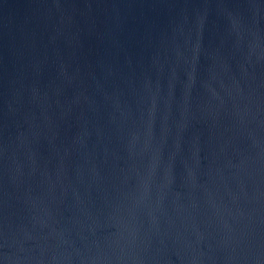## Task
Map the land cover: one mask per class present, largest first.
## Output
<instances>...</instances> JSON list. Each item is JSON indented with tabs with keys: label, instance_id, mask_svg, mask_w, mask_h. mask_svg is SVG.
Segmentation results:
<instances>
[{
	"label": "water",
	"instance_id": "obj_1",
	"mask_svg": "<svg viewBox=\"0 0 264 264\" xmlns=\"http://www.w3.org/2000/svg\"><path fill=\"white\" fill-rule=\"evenodd\" d=\"M0 264H264V0H0Z\"/></svg>",
	"mask_w": 264,
	"mask_h": 264
}]
</instances>
